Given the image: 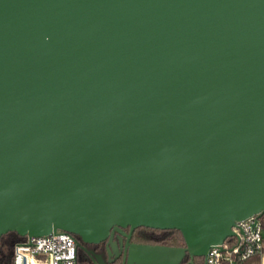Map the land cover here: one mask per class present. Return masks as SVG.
Segmentation results:
<instances>
[{"label":"water","instance_id":"obj_1","mask_svg":"<svg viewBox=\"0 0 264 264\" xmlns=\"http://www.w3.org/2000/svg\"><path fill=\"white\" fill-rule=\"evenodd\" d=\"M261 216L264 0H0V239L206 264Z\"/></svg>","mask_w":264,"mask_h":264},{"label":"built area","instance_id":"obj_2","mask_svg":"<svg viewBox=\"0 0 264 264\" xmlns=\"http://www.w3.org/2000/svg\"><path fill=\"white\" fill-rule=\"evenodd\" d=\"M234 235L222 246L212 248L206 264H245L264 252V225L260 217L236 223ZM77 239L58 231L50 236L28 238L15 245V264H78Z\"/></svg>","mask_w":264,"mask_h":264},{"label":"trees","instance_id":"obj_3","mask_svg":"<svg viewBox=\"0 0 264 264\" xmlns=\"http://www.w3.org/2000/svg\"><path fill=\"white\" fill-rule=\"evenodd\" d=\"M262 224L264 225V216H261ZM75 238L81 243L80 239ZM26 237H20L16 233H8L0 239V264H15L14 262V250L15 245L23 242ZM135 244H147V245H163L167 247L185 248V242L180 232L176 230L161 231L141 228L136 231L133 237ZM87 251H95V255H102L107 261V253L104 243L97 246L83 244ZM85 249H79L78 251V264H94L90 256ZM189 261V260H186ZM197 264H203L204 259H197ZM109 264V263H106ZM113 264H122V261H117Z\"/></svg>","mask_w":264,"mask_h":264},{"label":"crops","instance_id":"obj_4","mask_svg":"<svg viewBox=\"0 0 264 264\" xmlns=\"http://www.w3.org/2000/svg\"><path fill=\"white\" fill-rule=\"evenodd\" d=\"M245 264H264V252L259 257L246 261Z\"/></svg>","mask_w":264,"mask_h":264},{"label":"flooded vegetation","instance_id":"obj_5","mask_svg":"<svg viewBox=\"0 0 264 264\" xmlns=\"http://www.w3.org/2000/svg\"><path fill=\"white\" fill-rule=\"evenodd\" d=\"M135 233H136V232H135ZM135 233H134V234H135ZM133 237H134V235H133ZM132 243H134V242H133V238H132ZM104 245H105V244H104ZM105 248H106V245H105ZM89 252H92V254H96L95 251H89ZM106 253H107V251H106ZM88 255H89V254H88ZM89 256H90V255H89ZM90 258H91V260H92L93 255H91ZM93 262H94V260H93ZM94 264H95V262H94Z\"/></svg>","mask_w":264,"mask_h":264}]
</instances>
